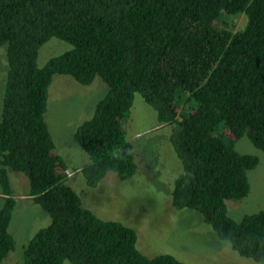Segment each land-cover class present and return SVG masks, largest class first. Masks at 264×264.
Segmentation results:
<instances>
[{
  "label": "trees",
  "instance_id": "obj_1",
  "mask_svg": "<svg viewBox=\"0 0 264 264\" xmlns=\"http://www.w3.org/2000/svg\"><path fill=\"white\" fill-rule=\"evenodd\" d=\"M238 16L244 22L235 29ZM51 38L71 49L39 66ZM3 46L0 264L15 249L8 170L27 178L28 196L50 219L29 240L23 264H183L143 255L133 229L82 207L45 121L55 75L85 86L100 78L108 88L73 135L90 160L78 171L87 187L109 172L120 180L136 174L123 123L138 94L158 125L174 126L182 172L172 207L197 212L239 257L264 264V211L236 221L227 209L248 196L247 173L259 161L237 152V142L246 137L264 153V0H0Z\"/></svg>",
  "mask_w": 264,
  "mask_h": 264
},
{
  "label": "rangeland",
  "instance_id": "obj_2",
  "mask_svg": "<svg viewBox=\"0 0 264 264\" xmlns=\"http://www.w3.org/2000/svg\"><path fill=\"white\" fill-rule=\"evenodd\" d=\"M232 20L235 29L244 22L243 16ZM70 49L68 43L51 38L39 51L38 65L43 66L50 58ZM6 70L5 51H1L0 116ZM107 92L100 78L85 86L68 75H55L48 90L45 121L56 153L69 166L67 184L80 197L82 207L99 219L119 222L133 229L137 235V249L149 258L171 255L183 264H256L239 257L227 243L220 241L200 214L172 207L173 181L182 172L181 162L170 143L174 126L158 125L156 112L138 94L123 123L126 139L134 149L136 174L120 180L115 173L109 172L96 187L86 186L78 171L90 160L74 143L73 135L94 116L96 105ZM235 148L259 160L257 167L247 173L248 196L227 202L228 216L238 221L245 215L264 211V153L254 148L246 137L237 142ZM8 175L16 201L8 228L15 249L1 264H23V252L29 240L46 227L50 219L28 196L27 178L9 170Z\"/></svg>",
  "mask_w": 264,
  "mask_h": 264
},
{
  "label": "built area",
  "instance_id": "obj_3",
  "mask_svg": "<svg viewBox=\"0 0 264 264\" xmlns=\"http://www.w3.org/2000/svg\"><path fill=\"white\" fill-rule=\"evenodd\" d=\"M68 173V172H67ZM69 174V173H68Z\"/></svg>",
  "mask_w": 264,
  "mask_h": 264
}]
</instances>
